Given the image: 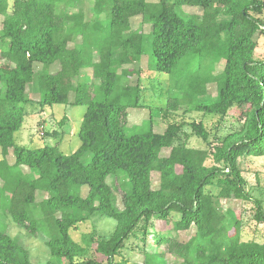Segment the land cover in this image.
<instances>
[{"label": "trees", "instance_id": "trees-1", "mask_svg": "<svg viewBox=\"0 0 264 264\" xmlns=\"http://www.w3.org/2000/svg\"><path fill=\"white\" fill-rule=\"evenodd\" d=\"M63 1L0 0V206L32 235L47 221L45 243L60 261L46 264H264V240L242 237L244 203H253L260 223L264 205L248 188L239 162L264 156V57H256L264 0H93V22L83 9L59 10ZM138 16L152 27L150 68L172 76L164 106L142 99V70L129 67L144 51V33L132 27ZM37 63L44 69L37 71ZM134 74L136 83H122ZM31 85L39 91L40 110L86 106L77 150L63 153L60 141L38 148L16 142L26 107L34 103L27 97ZM211 86L216 97L201 101ZM185 105L188 112L220 117L237 108L240 127L213 148L179 142L185 122L154 129L157 119ZM147 107V129L128 133L130 108ZM187 124L210 143L204 122ZM223 200H237L240 207L220 212L216 201ZM173 214L176 231L193 230L187 241L149 229L154 218L169 224ZM96 215L115 220L110 235L92 229L74 239L71 231ZM138 233L142 248L132 249L142 259L133 260L123 249ZM0 264H35L29 249L2 229Z\"/></svg>", "mask_w": 264, "mask_h": 264}, {"label": "rangeland", "instance_id": "rangeland-1", "mask_svg": "<svg viewBox=\"0 0 264 264\" xmlns=\"http://www.w3.org/2000/svg\"><path fill=\"white\" fill-rule=\"evenodd\" d=\"M158 1V0H150ZM93 0H78V1H63L58 3V9L61 11L78 10L83 9L86 13L87 20L95 21L92 13ZM188 12L195 11L193 8H185ZM98 17V16H97ZM101 19L105 18V13L100 16ZM2 17H0V20ZM132 27L134 31H141L144 33V51L141 60L130 65V68L140 67L142 70L143 92L142 99L151 106L160 107L164 106L166 99L171 90V74L159 72L154 70L151 64L154 62L152 58V27L148 23H143L140 16L132 19ZM80 40V39H77ZM258 47L256 51V57H264V36L257 38ZM72 45V44H71ZM1 49V42H0ZM97 53L94 50L93 55ZM37 71L44 69V66L40 63L35 65ZM223 68V63L216 66V72H220ZM120 71V70H119ZM83 75L81 79H85ZM137 74H134L131 78L123 77L122 83L127 84L129 82L136 83ZM39 91L34 87H30L27 97H30L34 103L27 105L26 109L28 113L25 116L22 127L15 133V140L21 145H25L29 148H38L45 145H53L60 141V149L63 153L69 154L78 149L81 145V139L79 137V128L86 111V106L81 104H53L46 105L43 110H40L38 103ZM216 97V89L214 86L210 87V93L200 98L201 101H208ZM188 106H182L179 110L175 111L168 118H159L155 121L154 129L163 131L166 128L169 121L185 122L184 131L180 135V141L188 139V145L196 148H213L216 144L223 141L225 136L239 129L240 123L237 120L239 110L233 108L226 117L210 116V114H203L197 111H186ZM150 108H130L129 110V125L128 133L145 131L147 126L142 124L143 120L148 119ZM66 116L65 124L61 126L59 120ZM202 121L209 130L210 143L207 144L200 137H197L191 127L187 124L191 121ZM52 131H56L52 133ZM92 152L89 151L83 155V161L88 163L91 160ZM3 158L2 149L0 147V159ZM9 162H14L13 156H7ZM210 162V161H209ZM240 167L243 171L245 178L248 181V188L250 191L263 199L264 205V156H245L240 158ZM28 171V168H24ZM110 181L113 183L115 177L111 176ZM120 181H125L124 177L119 178ZM2 181L0 180V186ZM156 185V184H154ZM83 194L86 193L87 188H83ZM43 194L38 195V199H42ZM117 202H119V196L116 193ZM216 206L220 212H227L228 208H239L240 203L235 201L221 202L216 201ZM243 219L241 225L242 237L244 240H256L262 242L264 240V223L257 222L254 218V206L252 202H246L243 205ZM34 211L40 216V209L34 206ZM178 217L177 214H173L171 221L167 224L165 221L154 218L150 223L149 229L152 233H159L169 230L174 236H178L180 240L187 241L193 234V230L190 231H176L173 228V221ZM40 234L32 235L22 227L17 225L16 222L6 213L4 207L0 206V229L10 233L12 237H15L18 241L23 243L30 253V258L35 264H46L47 261L59 262L60 258L52 256L49 253L45 240L48 238L49 229L47 228V221H43ZM115 220L111 218H105L101 216H92L89 220L82 222L77 230H72L71 235L76 240H81V236L85 232H89L92 229H96L99 234L109 236L114 230ZM142 233H138V237L131 238L128 242V247L123 249L124 254L131 257L133 260H141L142 254L139 251H133L132 248H142V242L140 237ZM153 236L148 238L149 244L153 242ZM135 249V250H139Z\"/></svg>", "mask_w": 264, "mask_h": 264}]
</instances>
